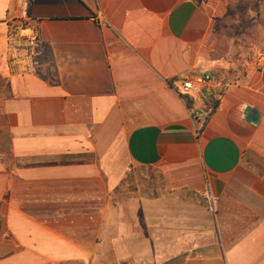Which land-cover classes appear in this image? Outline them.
<instances>
[{
    "label": "crops",
    "instance_id": "0c3cea01",
    "mask_svg": "<svg viewBox=\"0 0 264 264\" xmlns=\"http://www.w3.org/2000/svg\"><path fill=\"white\" fill-rule=\"evenodd\" d=\"M213 26L199 0H0V264H264V65L204 128L176 89Z\"/></svg>",
    "mask_w": 264,
    "mask_h": 264
},
{
    "label": "rangeland",
    "instance_id": "374dc122",
    "mask_svg": "<svg viewBox=\"0 0 264 264\" xmlns=\"http://www.w3.org/2000/svg\"><path fill=\"white\" fill-rule=\"evenodd\" d=\"M199 1L214 21L207 63L217 79L233 85L264 65V0Z\"/></svg>",
    "mask_w": 264,
    "mask_h": 264
},
{
    "label": "built area",
    "instance_id": "2783aa9c",
    "mask_svg": "<svg viewBox=\"0 0 264 264\" xmlns=\"http://www.w3.org/2000/svg\"><path fill=\"white\" fill-rule=\"evenodd\" d=\"M26 4L31 0H17ZM6 39L9 46V66L14 73L32 72L35 70L36 58L41 52V41L38 25L30 18L15 15L7 23ZM176 89L187 101L197 97L205 103L193 106V118L205 126L219 107L225 92L230 85L217 79L209 70L189 72L178 80ZM207 102V103H206Z\"/></svg>",
    "mask_w": 264,
    "mask_h": 264
},
{
    "label": "trees",
    "instance_id": "16d2710c",
    "mask_svg": "<svg viewBox=\"0 0 264 264\" xmlns=\"http://www.w3.org/2000/svg\"><path fill=\"white\" fill-rule=\"evenodd\" d=\"M196 101V102H195ZM195 101L193 100V98H188L187 99V104H188V106L192 109L193 108V106L195 107V106H203V107H205V103L201 100V98H199V97H197L196 99H195ZM207 103V102H206ZM218 106L220 105V102L217 104ZM203 128H204V126H203Z\"/></svg>",
    "mask_w": 264,
    "mask_h": 264
}]
</instances>
